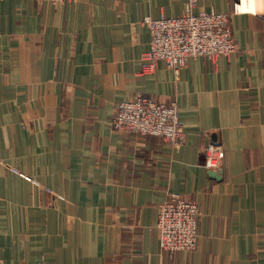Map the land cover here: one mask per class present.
<instances>
[{
	"label": "crops",
	"instance_id": "obj_1",
	"mask_svg": "<svg viewBox=\"0 0 264 264\" xmlns=\"http://www.w3.org/2000/svg\"><path fill=\"white\" fill-rule=\"evenodd\" d=\"M189 2L0 0L2 264H264V12L231 14L229 57L143 72L144 19ZM139 94L178 103L183 145L114 127ZM211 142L225 150L219 179ZM171 193L200 205L193 251L160 247Z\"/></svg>",
	"mask_w": 264,
	"mask_h": 264
},
{
	"label": "built area",
	"instance_id": "obj_2",
	"mask_svg": "<svg viewBox=\"0 0 264 264\" xmlns=\"http://www.w3.org/2000/svg\"><path fill=\"white\" fill-rule=\"evenodd\" d=\"M52 1L64 3L75 0ZM239 1H233L232 13L196 11L197 0H190L180 16L146 17L144 23L149 27L151 43L142 58L143 70L151 71L159 60H163L178 74L193 57L204 56L211 60L221 55L229 57L237 49L231 14L250 13L238 11ZM113 125L117 130L165 137L174 146H181L186 140L178 103L162 102L143 94L117 106ZM202 153L206 167L210 170L222 169L225 150L221 144L211 142L202 149ZM200 212V205L195 201L179 193H171L160 206L156 222L161 249L171 254L195 250L198 246Z\"/></svg>",
	"mask_w": 264,
	"mask_h": 264
},
{
	"label": "bare ground",
	"instance_id": "obj_3",
	"mask_svg": "<svg viewBox=\"0 0 264 264\" xmlns=\"http://www.w3.org/2000/svg\"><path fill=\"white\" fill-rule=\"evenodd\" d=\"M239 12H264V0H240L238 3Z\"/></svg>",
	"mask_w": 264,
	"mask_h": 264
},
{
	"label": "water",
	"instance_id": "obj_4",
	"mask_svg": "<svg viewBox=\"0 0 264 264\" xmlns=\"http://www.w3.org/2000/svg\"><path fill=\"white\" fill-rule=\"evenodd\" d=\"M210 175H211L213 178L219 179V177L221 176V173H220L218 170H211V171H210Z\"/></svg>",
	"mask_w": 264,
	"mask_h": 264
},
{
	"label": "rangeland",
	"instance_id": "obj_5",
	"mask_svg": "<svg viewBox=\"0 0 264 264\" xmlns=\"http://www.w3.org/2000/svg\"><path fill=\"white\" fill-rule=\"evenodd\" d=\"M146 52H147V51H146ZM146 52H145V53H146ZM145 53H144V54H145ZM154 69H155V68H154ZM151 71H152V70H151ZM143 72H147V71H144V70H143ZM133 99H134V98H133ZM130 100H132V99H130ZM126 101H128V100H126ZM159 101H160V100H159ZM123 102H124V101H123ZM162 102H164V101H162ZM180 123H181V122H180ZM181 125H182V124H181ZM182 126H183V125H182ZM183 128H184V127H183ZM163 138L165 139V137H163ZM165 140H166V139H165ZM166 141H167V140H166ZM168 142H169V141H168ZM171 144H172V143H171ZM172 145H173V144H172ZM179 194H181V193H179ZM181 195H182V194H181ZM161 205H162V204H161ZM159 211H160V210H159ZM158 214H159V213H158Z\"/></svg>",
	"mask_w": 264,
	"mask_h": 264
}]
</instances>
